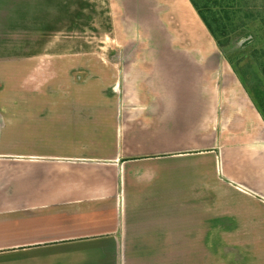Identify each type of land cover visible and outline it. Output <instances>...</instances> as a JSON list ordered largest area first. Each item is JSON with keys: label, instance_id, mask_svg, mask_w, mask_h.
Returning <instances> with one entry per match:
<instances>
[{"label": "crops", "instance_id": "0c3cea01", "mask_svg": "<svg viewBox=\"0 0 264 264\" xmlns=\"http://www.w3.org/2000/svg\"><path fill=\"white\" fill-rule=\"evenodd\" d=\"M22 1L0 0V264H242L213 247H264V118L228 64L60 93L44 46L11 56ZM193 15L182 24L202 37ZM61 215L81 233L60 236Z\"/></svg>", "mask_w": 264, "mask_h": 264}, {"label": "rangeland", "instance_id": "374dc122", "mask_svg": "<svg viewBox=\"0 0 264 264\" xmlns=\"http://www.w3.org/2000/svg\"><path fill=\"white\" fill-rule=\"evenodd\" d=\"M191 1L203 11L206 21L217 31L216 36ZM185 10L198 19L202 37L195 35L199 31L185 29L181 19ZM12 14H21L24 18L26 35L17 33V39H10L11 56L14 58L17 52L22 56L26 51L27 57L35 58L44 46V54H51H43L46 57L43 62L59 60L60 93L63 89L68 93L74 90L75 93H89L85 90L88 88L111 93L115 86H110L111 82L149 73L147 69L156 74L163 72V81L177 74L186 81L190 79L188 69L178 68L177 72L166 73V68L180 67L177 63L193 67L196 57L202 65L209 67L211 62L216 63L218 56L219 62L228 64L230 76L244 84L252 104L264 118V0H190L187 6L184 0H23ZM18 25L19 17L11 22L12 29ZM194 45L205 52L203 57L207 59L196 56L199 52L195 51ZM44 65L38 67L36 75L45 76L48 69ZM10 66L15 68L11 63ZM99 69H104L102 73L108 75L107 81L99 80ZM70 73L74 74L75 84ZM144 81L141 90L145 91L150 83ZM186 85L182 83L183 87ZM119 89L123 92V87L119 86ZM63 220L62 215L52 219L60 236L81 233L80 229H72ZM37 226L33 222L32 227ZM229 248L233 251L219 246L213 250H219L220 257L234 259L235 263L264 264L262 246ZM158 254L161 255L162 250L155 253V258Z\"/></svg>", "mask_w": 264, "mask_h": 264}, {"label": "trees", "instance_id": "16d2710c", "mask_svg": "<svg viewBox=\"0 0 264 264\" xmlns=\"http://www.w3.org/2000/svg\"><path fill=\"white\" fill-rule=\"evenodd\" d=\"M192 2V4L194 5V7H195V9H196V11H197V13L199 14V16L204 20V22L207 24V27H208V29L212 32V34L213 35H217V31H215V29L210 25V23L208 22V21H206V19L204 18V15H203V11L196 5V3L195 2H193V1H191ZM263 116H264V114H263Z\"/></svg>", "mask_w": 264, "mask_h": 264}, {"label": "flooded vegetation", "instance_id": "af4514ba", "mask_svg": "<svg viewBox=\"0 0 264 264\" xmlns=\"http://www.w3.org/2000/svg\"><path fill=\"white\" fill-rule=\"evenodd\" d=\"M230 1H232V0H230Z\"/></svg>", "mask_w": 264, "mask_h": 264}]
</instances>
